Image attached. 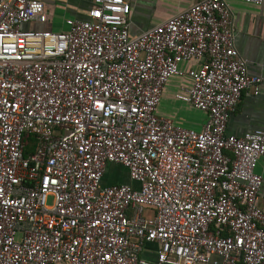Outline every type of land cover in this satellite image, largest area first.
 <instances>
[{"label":"built area","instance_id":"built-area-1","mask_svg":"<svg viewBox=\"0 0 264 264\" xmlns=\"http://www.w3.org/2000/svg\"><path fill=\"white\" fill-rule=\"evenodd\" d=\"M231 1L263 3L199 0L132 37L133 0H92L60 32L24 29L42 1L0 0V264H264V130L226 134L263 79ZM172 77L201 130L157 115ZM110 164L130 183L105 185Z\"/></svg>","mask_w":264,"mask_h":264},{"label":"crops","instance_id":"crops-1","mask_svg":"<svg viewBox=\"0 0 264 264\" xmlns=\"http://www.w3.org/2000/svg\"><path fill=\"white\" fill-rule=\"evenodd\" d=\"M44 3L46 22L29 23L25 30L60 32L66 30L65 19L86 20L92 0H40ZM199 0H133L130 15V35L135 37L148 31L174 15L187 10ZM233 15L234 48L247 62L250 76L263 79L258 95L253 90L243 93L227 122V136L242 137L246 133L264 130V0L259 6L239 1L229 2ZM197 63L181 64L187 71ZM191 86L188 77H172L166 84L157 115L173 121L175 125L199 131L207 115L175 98L182 89ZM256 172L262 177L259 203L264 208V160L258 162ZM103 183L129 184L126 169L108 165Z\"/></svg>","mask_w":264,"mask_h":264},{"label":"trees","instance_id":"trees-1","mask_svg":"<svg viewBox=\"0 0 264 264\" xmlns=\"http://www.w3.org/2000/svg\"><path fill=\"white\" fill-rule=\"evenodd\" d=\"M35 147H36V140L34 138H31L26 148L25 156L31 155L34 152Z\"/></svg>","mask_w":264,"mask_h":264},{"label":"rangeland","instance_id":"rangeland-1","mask_svg":"<svg viewBox=\"0 0 264 264\" xmlns=\"http://www.w3.org/2000/svg\"><path fill=\"white\" fill-rule=\"evenodd\" d=\"M48 203L51 204L52 203V199H49L48 200ZM148 214H150V213H148Z\"/></svg>","mask_w":264,"mask_h":264}]
</instances>
